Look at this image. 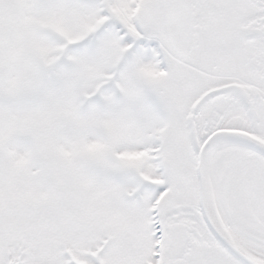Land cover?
Here are the masks:
<instances>
[{
	"label": "snow or ice",
	"instance_id": "snow-or-ice-1",
	"mask_svg": "<svg viewBox=\"0 0 264 264\" xmlns=\"http://www.w3.org/2000/svg\"><path fill=\"white\" fill-rule=\"evenodd\" d=\"M0 264H264V0H0Z\"/></svg>",
	"mask_w": 264,
	"mask_h": 264
}]
</instances>
